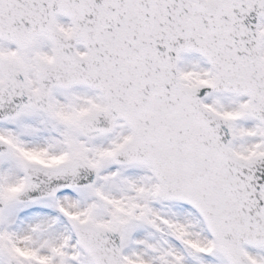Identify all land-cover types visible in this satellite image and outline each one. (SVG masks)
<instances>
[{
	"label": "snow or ice",
	"instance_id": "obj_1",
	"mask_svg": "<svg viewBox=\"0 0 264 264\" xmlns=\"http://www.w3.org/2000/svg\"><path fill=\"white\" fill-rule=\"evenodd\" d=\"M0 264H264V0H0Z\"/></svg>",
	"mask_w": 264,
	"mask_h": 264
}]
</instances>
